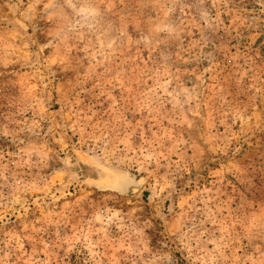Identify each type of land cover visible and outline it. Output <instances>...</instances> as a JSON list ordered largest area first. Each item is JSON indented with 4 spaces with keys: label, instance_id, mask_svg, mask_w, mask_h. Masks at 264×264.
I'll return each instance as SVG.
<instances>
[{
    "label": "rangeland",
    "instance_id": "1",
    "mask_svg": "<svg viewBox=\"0 0 264 264\" xmlns=\"http://www.w3.org/2000/svg\"><path fill=\"white\" fill-rule=\"evenodd\" d=\"M0 264H264V0H0Z\"/></svg>",
    "mask_w": 264,
    "mask_h": 264
},
{
    "label": "water",
    "instance_id": "2",
    "mask_svg": "<svg viewBox=\"0 0 264 264\" xmlns=\"http://www.w3.org/2000/svg\"><path fill=\"white\" fill-rule=\"evenodd\" d=\"M116 176L122 177V184L116 185L115 182L112 186L110 183V188L113 190V192L117 193L119 196H123L124 198H132L137 195V193L141 190L144 179L143 178H136V176L133 173L123 172V171H115ZM133 180V184L130 186L132 189L128 191L127 183L130 179ZM122 185V186H121ZM121 187V188H120Z\"/></svg>",
    "mask_w": 264,
    "mask_h": 264
},
{
    "label": "bare ground",
    "instance_id": "3",
    "mask_svg": "<svg viewBox=\"0 0 264 264\" xmlns=\"http://www.w3.org/2000/svg\"><path fill=\"white\" fill-rule=\"evenodd\" d=\"M130 179V178H129ZM110 182H111V185L113 186L114 184V182H115V184L116 185H119V184H122V177H118V176H116V173H112V176H111V180H110ZM110 184V183H109ZM133 184V180L132 179H130L129 181H128V183H127V188H124V189H128V191L130 190V189H132L130 186ZM122 186V185H121ZM121 188V187H120Z\"/></svg>",
    "mask_w": 264,
    "mask_h": 264
}]
</instances>
